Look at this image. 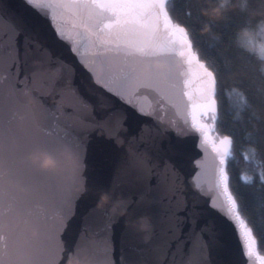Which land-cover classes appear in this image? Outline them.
Returning <instances> with one entry per match:
<instances>
[{
	"label": "water",
	"instance_id": "95a60500",
	"mask_svg": "<svg viewBox=\"0 0 264 264\" xmlns=\"http://www.w3.org/2000/svg\"><path fill=\"white\" fill-rule=\"evenodd\" d=\"M102 28L68 0H0V264H264L186 47L125 57Z\"/></svg>",
	"mask_w": 264,
	"mask_h": 264
},
{
	"label": "trees",
	"instance_id": "16d2710c",
	"mask_svg": "<svg viewBox=\"0 0 264 264\" xmlns=\"http://www.w3.org/2000/svg\"><path fill=\"white\" fill-rule=\"evenodd\" d=\"M172 7L190 30L196 51L205 62L211 61L218 73L220 122L212 133L233 140V155L226 164L229 188L264 255V184L260 180L264 168L259 166V158H264V72L261 62L236 43L239 29L254 28L258 20H264V0H246V5L243 0H231L223 9L219 0H173ZM245 99L250 107L236 120L237 105ZM202 117L213 128V123ZM253 150L258 156H253ZM242 177L251 178L252 183H244Z\"/></svg>",
	"mask_w": 264,
	"mask_h": 264
},
{
	"label": "snow or ice",
	"instance_id": "6c2138e0",
	"mask_svg": "<svg viewBox=\"0 0 264 264\" xmlns=\"http://www.w3.org/2000/svg\"><path fill=\"white\" fill-rule=\"evenodd\" d=\"M28 2L31 4L32 0ZM186 3H190V0H186ZM172 5L173 0H68V6L76 9L85 22L95 18L103 23L100 31L104 35L97 37V43L113 45L115 50L123 53L125 57H153L174 52L177 46L186 47L189 53L186 63L189 66L195 63L206 78L202 81L204 86L199 89L203 102L198 107L203 109L201 115L206 116L208 121L213 123L214 126L210 131H216L215 125L220 122V110L216 99L219 87L218 73L212 62H205L202 55L196 51L190 30L177 19ZM162 32L167 34L166 38L161 36ZM83 39L81 36V42ZM180 55H184L183 51ZM196 76L195 70L190 71V78L184 81L185 87H188L191 79ZM184 95L191 99L189 92H185ZM237 95L246 96L244 93ZM237 106L240 112L237 113L236 120H240L241 113L250 107V104L245 99ZM193 128L203 132V129L195 123V117H193ZM221 143L225 145L221 163L226 164L233 155V140L225 136ZM253 156H258L255 150ZM259 159V166L264 168V158ZM220 179L225 184L227 192L229 177L224 168L221 169ZM242 179L246 184L252 183L249 177ZM260 180L264 184V172L261 173ZM228 201L229 211L234 223L238 225V231L244 229L241 236L247 254L251 255L253 245L257 244L252 229L247 227V220L242 216L237 201L230 193Z\"/></svg>",
	"mask_w": 264,
	"mask_h": 264
},
{
	"label": "clouds",
	"instance_id": "9594fccd",
	"mask_svg": "<svg viewBox=\"0 0 264 264\" xmlns=\"http://www.w3.org/2000/svg\"><path fill=\"white\" fill-rule=\"evenodd\" d=\"M231 0H219V7L226 8ZM246 5V0H243ZM244 7H241V11ZM237 46L255 56L261 62V72H264V20H258L254 28L243 27L236 36Z\"/></svg>",
	"mask_w": 264,
	"mask_h": 264
}]
</instances>
